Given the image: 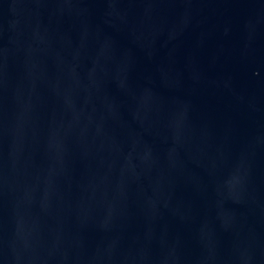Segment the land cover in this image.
<instances>
[{
    "label": "water",
    "instance_id": "1",
    "mask_svg": "<svg viewBox=\"0 0 264 264\" xmlns=\"http://www.w3.org/2000/svg\"><path fill=\"white\" fill-rule=\"evenodd\" d=\"M0 264H264V0H0Z\"/></svg>",
    "mask_w": 264,
    "mask_h": 264
}]
</instances>
